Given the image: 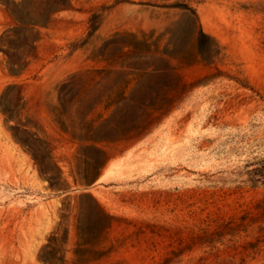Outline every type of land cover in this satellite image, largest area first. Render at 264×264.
<instances>
[{
  "label": "rangeland",
  "instance_id": "1",
  "mask_svg": "<svg viewBox=\"0 0 264 264\" xmlns=\"http://www.w3.org/2000/svg\"><path fill=\"white\" fill-rule=\"evenodd\" d=\"M0 264H264V0L0 2Z\"/></svg>",
  "mask_w": 264,
  "mask_h": 264
},
{
  "label": "trees",
  "instance_id": "2",
  "mask_svg": "<svg viewBox=\"0 0 264 264\" xmlns=\"http://www.w3.org/2000/svg\"><path fill=\"white\" fill-rule=\"evenodd\" d=\"M0 2L4 4L6 10L14 18L17 27L32 28L46 24L54 12L67 8L70 0H45L42 2L44 3L42 6L32 5L34 10L30 9L32 0H0ZM186 7L191 8L189 6ZM96 17L97 13L95 11L90 14L88 18V33L97 28ZM206 39L209 40L207 41ZM198 44L201 48H205L206 54L212 55L214 53V45L216 44L214 37L201 29L199 30ZM21 142L24 143L22 140ZM35 158L38 159L36 155ZM44 260L52 263L48 256H44Z\"/></svg>",
  "mask_w": 264,
  "mask_h": 264
}]
</instances>
